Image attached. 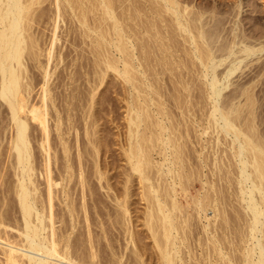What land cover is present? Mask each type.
<instances>
[{
	"label": "rangeland",
	"instance_id": "rangeland-1",
	"mask_svg": "<svg viewBox=\"0 0 264 264\" xmlns=\"http://www.w3.org/2000/svg\"><path fill=\"white\" fill-rule=\"evenodd\" d=\"M116 1H118L119 3ZM51 2L50 0L47 1L44 0L42 1V4H39V6L35 5L36 6L35 9L41 11L39 13L35 11L36 15L39 17L35 15L36 16V17L34 16L35 21L33 22V24H31V31L32 33H34V37L38 38V41L35 38L37 45L33 47V51H36L35 52L36 59L35 58L33 59V57L30 58V56L28 55H26L27 57L26 59L24 58V60H26L28 64L24 62L26 64L25 68L27 69H24L22 73L23 75L22 83L23 82L25 83V84L23 83V85H26L25 87H27V85L29 84L28 85L29 88H26L27 90H24V93L26 95L25 97L27 100L26 108L29 110L28 116L32 117V119L28 120V125L29 123L30 125L28 126L29 128H27V131L29 130L28 131L29 133H27V138L30 143L29 148L30 147L32 148V149L30 148L31 159L33 160V161L31 160V163H32V167L33 166L35 167L34 171L36 175H34V177L37 178L36 179L37 185L39 186V188L41 186L40 189H42L43 187L44 188L47 187L45 190L44 189L39 190L40 192L42 191V193H44L45 191L43 195H46L47 192L46 190L48 189V186L46 185L48 184L47 179L45 180L46 182L44 181V179L46 178L45 167L49 165L48 170L51 168L52 171L51 172L49 170L50 175L52 177L54 176V180L56 179V181H58L57 180L58 176L56 177L55 174L57 175L60 174L59 177L60 176L61 177L59 181L61 185H65L66 179L65 177H62L64 175L62 174L61 169L63 168L65 164L64 161H66L67 158L68 163L72 167V170L73 169L75 170V171L73 170L72 173L73 177H71L72 180L70 179L71 182L69 181L70 184H68L67 181V184L70 185L67 186V189H69L71 187V184L76 181L73 184L75 185L74 189L71 190L74 191V193L72 192V194L75 200L77 202L78 200H81L80 197L82 196L81 191L84 190L83 191V193L85 192L84 195L87 193L86 194L87 196L86 195L84 196V200H87L89 201V203H92L91 205L93 204L96 205V207L95 205H93L92 206L93 208L89 207L90 211L87 210V214L88 213L90 214L91 220L93 218L92 224L91 226H89L90 228L89 231L91 230L89 232V236L88 233L86 232L87 229L85 228L84 225L79 226L80 231L75 229V235L77 233L76 235L77 237L75 238V240H77V243L80 244L82 248L83 246L84 248H86L88 245L86 246L85 244H87L86 242L88 241V238H90V236L92 235L91 238L92 237L93 238L90 239L93 244L95 245L97 244L96 249H100L97 250V252L99 251L100 256L102 255L101 258L103 259V261L105 260L106 257L112 258V256L114 255L115 257L117 256L119 258V255H121L122 257H120L119 259H121V261L125 259L122 261L124 264H127L128 260H129L128 264L130 263L133 264L134 261L136 262L133 253L135 252L136 249H140L142 250L141 258H143L142 259L143 262L146 261L143 264H159L155 254L156 249H154L155 247H153L155 246V244L153 243L151 233L150 231H148L149 229L145 224L144 216L146 211V207H145L146 201L141 193L143 190L142 187L145 186L147 182L145 180L142 181L138 179L137 174L133 172L131 176V169L126 159L127 148L129 147L128 126L130 127V125L128 124L129 123L128 118L130 117L129 116L130 112H131L130 115L133 116L134 111L131 110H133L135 106H139L140 108L144 107L146 108V110L148 109L149 111H147L148 112L147 114L149 115L150 113L151 115V116H147L146 119L144 120V123L142 122L141 124L142 126L140 127V129L141 130L145 129L143 130V134L148 132L146 133V135H149L151 134V130L155 131V128L152 127L153 126L152 122H154L155 119L157 120L158 117H161L163 119V122L166 123L167 126L168 125L169 127L171 126L168 131V132L172 131L170 136L172 137L173 135L175 136L174 137L175 139L178 138L177 139L178 144L182 142L180 144L181 146L180 151L182 150L181 152L183 153L181 152L180 153L183 161L187 163L185 164V166L187 165V169L188 166L190 167V165L193 164L192 165L193 167L192 166L191 167L192 168L196 167L198 168L199 171L200 164L197 163H200L201 161L198 158L197 148L198 149L200 148L199 145L201 141L204 144V146L207 144L205 146L206 149L204 147L202 149V155L205 154L207 156V157L204 156L205 159L204 163L207 164L210 160L208 164L212 165L211 162L213 160L211 161V158L214 159V155L217 158L218 157L222 158L225 161L222 162L223 166L221 164H218V166L220 165L218 167L219 170H221L220 172L217 167H216L217 169H215V167L213 166L214 164L212 165V168L214 170L213 171L214 176L217 175V177H213V176L211 177L212 183L214 182V187H210L209 186L210 183H208L205 185V188L208 189L210 187L208 189L209 191L208 190L207 191L209 193L211 192L216 193V191H214L215 190L214 188L216 187V190L218 191V198L219 197L222 198V199L221 198L218 199L219 202L222 203L221 204L222 209L219 210V216L216 218L215 221H213L214 225L212 224L211 226L214 232L216 230L217 234L222 232L219 234V236L222 235H223L222 237L225 236L224 238H225L226 246L228 245L227 246L228 249H231L233 251L234 249L230 247L232 245L233 247L234 245L236 246L235 240L231 243H228L229 238L230 240L235 239L234 237L237 233H239L240 231H242V233L246 232V228L248 229V227H246L247 224L246 212L241 207L240 203L238 204L239 201L237 198H235L236 191H233V189L236 190L234 187L235 183L233 184L234 181L232 180L234 174L228 172L229 171L228 164L230 163L229 162L230 160L228 159L229 151L227 150H229L228 148L229 146H227L228 145L226 143L227 140L223 139L224 137H221L222 138L221 141L219 142L216 141L215 136L217 135L221 136L220 135L221 133L217 134L215 131L213 132L212 125H210L206 121L207 120L206 111H208V108L211 105L209 103L210 100L207 98L208 96L207 93L209 94L208 92L209 89L208 87H206V80L202 79L203 77L200 75L201 74L200 67L197 66L198 64L197 60L195 57L192 56L190 52L192 51L191 49H193V45L186 40L187 39L186 36L188 37V35H185V32L179 29L180 27L178 28V26H176L174 22V15L171 13V11L169 13L168 10H166L165 7L163 6L164 0H124L123 2L121 0L122 3L120 2V0H113L114 2L113 7L115 6L114 13L117 15L120 14L119 17H122L121 18L123 22L122 31L124 32L123 39L127 38L125 39L126 40L125 44L127 43V48H128L127 51L130 52L129 53L130 55L128 54L127 55L128 58L127 57L126 58L128 59V62L131 63L129 67V72L130 71L131 72L129 73V75H131L130 77L133 76L134 79L131 78L128 80V82L127 80L123 79V77L119 74V72L109 67H106L104 63L105 59L109 58L115 62L116 66L119 69L122 68L123 66L122 61L119 58L120 53L117 52V50H115V47L112 44L109 45V48L106 46L109 43H111L110 40L112 41L114 38V34L112 32L113 30L110 31L109 29L111 28V24H110L111 22L108 21L107 23V21L102 20L103 24H101L100 26L101 28L96 26V29L94 31L87 30L86 26L83 25V23H79L80 21L77 20L78 17L76 18V16L73 14V12H71L69 8L61 7L62 5H60L61 3L60 2L58 3V1L56 2L51 0ZM55 2L56 4H58L57 5L58 8L60 7L59 11L57 10V7L54 6ZM175 2L179 3L180 6L178 5V3H176L179 6L178 7L179 10L185 8V12L184 10L183 11L181 10L183 12V15L185 13L184 16L188 14V16L192 19H194L193 17L198 16L197 19L195 18L196 21L192 20L193 23L192 22H190L191 24L189 23V25L193 26L192 33L197 35L195 26L202 27V29L205 30L204 31L205 34L204 33L203 34L204 36L206 35L207 42H205L204 38H203L204 39L203 42V40L200 37H198L200 38V40L197 38L198 43L200 45L203 44V46L205 45L204 47L206 48L209 46V48L212 49V52L215 55L216 60L219 59V56L221 59L222 56L224 57L226 54L223 49L220 51V48L223 47V42L225 41L226 42L224 44L226 46L227 45L230 46L229 42H231V45L233 42L235 43L237 42L236 45H234L233 48L234 50L237 49L239 50V48L242 47V45H246V44L247 45L249 44L253 47L252 53H250L246 57L245 55L247 53L244 54V52L241 53L239 51L238 54L235 53L237 54V56L234 55L235 59L233 58V55L230 56V58L228 57L226 61H222V63H220V65L216 67L217 71L216 70L215 71L216 74L219 75L220 79L223 80L222 75H224V71H225L224 69H227L226 67L230 66L231 60L234 59L235 61V62L232 61L231 62L232 64L233 63L237 64L236 58H238V55L239 58L241 57L243 59L242 62H239L240 65L238 64V68L235 69V71L230 76H228V78L226 79L227 82H224L225 79L221 81L224 82L225 84L227 83L228 85H225V87L226 86L227 87L226 88L224 87L221 91V96H223L224 100L226 98L225 100L226 102L223 99H222L223 102L222 100H220V102L225 104V106H230V105L231 107L238 106L237 111L232 112L231 114V117L234 119V122L238 126L240 127L242 126L241 128H244L245 130L251 129L252 134L255 137L258 138L261 137V140H263L264 137V0H175ZM120 5L125 10H123V8H121ZM67 9L69 10L67 11ZM54 10H57V12ZM68 13L70 14V16ZM98 13L99 14L91 12L90 14L91 15L93 14L92 16L89 14L90 18L92 17L91 19L94 20L95 18L97 19L96 23L95 21L93 22V25H96L98 23L99 20L97 17L100 16L102 17V15H100V11ZM66 14H68V16ZM40 17L41 19H39ZM36 20L38 21L42 20V21L38 22ZM106 24H109V27ZM107 29H109V31H107ZM99 30L100 31L104 30L102 32L103 33L105 32L106 34L109 32L108 35H105L106 40L108 41L107 44L101 47H97L96 44V39H97L96 37H98ZM110 32L112 33V35ZM94 39H95V43H94ZM221 52L223 53L220 54ZM42 65L43 67L40 68L39 66ZM43 69L45 70L44 72ZM24 78H26L28 81ZM134 87H136L137 90H135ZM26 91L28 94L26 93ZM49 96H51V98ZM21 98H22V94H21ZM229 98L232 99L230 100ZM0 100H1L0 101L1 102L0 103V190H1L2 187L6 188L12 186L11 184L12 183L14 184L15 182L14 179H16V177L13 175V169L11 167L14 161V159H12L13 154L11 150H9L10 152L9 154L8 152L9 144L7 143V141L10 139V136L12 135L10 133L13 132V127H12L13 125L11 124L12 122L10 123L8 117L9 114L7 113L8 112L7 111L8 109L6 108L7 106L6 107L3 106L6 105L5 102L1 98ZM227 100L229 101L227 102ZM23 101L24 99L22 98L20 104H22ZM157 111L159 112L161 111L160 114H158ZM83 113L86 114L88 113V114L83 115ZM201 122H203V124ZM249 124H251V126ZM202 125L203 127H206L205 128L206 130L203 129ZM210 127L212 128V131ZM202 129L204 131H202ZM253 129L255 130L253 131ZM60 133H62V135H60ZM255 134L258 136H256ZM89 137L90 138L93 137V138L90 139ZM39 142L43 143V147ZM151 143L149 141H146L145 145L150 146ZM215 146H217L218 148ZM63 147L68 148V149L66 148V156L63 153L64 150ZM221 147H224L223 150ZM212 148H215V150L218 151L216 152ZM186 149L187 152L185 151ZM77 151L78 154H76ZM150 151H151L150 153L152 160L156 158L159 159V156L155 152V149H151ZM55 156L57 157V159H55L56 158ZM48 158L51 159L49 160ZM53 158L54 161H52ZM184 158H188L187 159L188 161ZM189 158H192L194 161ZM46 159L47 162L48 160L50 161V164L47 163L45 166ZM227 160L229 163L227 162ZM196 164L197 166H195ZM208 164L204 166L205 168L203 167L204 170L205 169L209 170ZM72 165L75 167H73ZM54 168L59 170L61 173L59 171H57L56 173V170ZM95 168L102 170V173L104 172L103 174H101L100 178L98 177V174H96L97 176L95 175L94 171L98 170V169L96 170ZM80 169L81 170L83 169L82 175L84 174L85 177L83 178L86 181L84 182V184L86 183V185H84L86 186V188L83 186V189H81L82 187L79 184L80 178L78 174L81 171ZM84 170H86L85 171L86 173H84ZM149 170H151L149 175L152 176V179L154 177L153 182L155 183V167L152 166L151 168L148 169V172ZM195 171L198 172L197 170ZM216 171H218L217 173L220 174L219 176L216 173ZM42 173H44L45 176ZM41 174L45 177L44 179ZM104 174L105 176L103 177ZM194 176L196 177V175H193V178ZM191 177L189 176V180H187L188 182L187 183L185 182L187 184L186 185L187 188L188 189L192 188L190 184L193 181H194L193 183H196L195 188L200 187V185H198L199 183L198 180L196 179L193 180V178ZM63 178L65 179L64 180L65 182H62ZM102 178L104 180H102ZM228 178H230V180ZM218 180L219 182H216ZM222 182L224 183L222 184ZM5 183L6 184L9 183V184L5 185ZM102 183L107 184L108 188L105 185H102ZM216 183L218 184L219 187L215 185ZM126 184L128 185L127 188H126ZM61 185H57L58 187H56L55 189L53 186L52 188L54 190L53 189L52 190L53 191L57 190V188H60ZM5 188L0 192L6 191ZM127 189L128 192L130 191L129 193L127 192ZM177 189L180 193L178 194V199L181 198L180 201L185 206L186 200H184V195H186V193L182 192V190L179 187H177ZM124 191H126L127 194H129V196H126V199L128 200L129 203L128 204L129 209L127 211L128 213L125 214L126 216L125 218L127 220L130 218L128 220V223L130 226L129 227L130 234L133 233L132 239L133 240L136 239V241L134 242L133 240H131V238H129L128 233L126 235L124 229L122 231L121 226L123 224L121 223L119 225L120 221L117 222V220H120L118 219V216H120L119 218H121V215L118 214L119 212H116L117 211L116 209L118 208L116 207L115 209L116 206L115 200L117 201V199L122 198L123 193H125ZM189 191H191L192 194H194V189H189ZM3 192L2 194L0 193L1 198H3V196L5 195V193ZM88 192L90 193V195ZM9 195L10 194L8 195L6 194L7 200L9 198ZM10 196L11 197L9 199L11 200L12 195ZM52 201H54L53 206L59 208V205L56 206V204H59L58 197L55 196L54 199L52 198ZM8 202L9 204L11 203V201L9 200ZM188 208L183 207V211L185 209L187 210V211L185 210L184 213L186 212L185 214L187 218H189V219L186 218L187 224L185 228H187L186 230L189 236L188 238H190L191 240L190 241L188 239V241L193 243L194 242L193 238L194 240L196 238L195 241H197L198 238L200 239L201 237L200 234L203 231V228H200L202 226L201 224L208 222L205 219L203 220V218L200 220L199 217H195L196 215L193 216V214L190 213L191 209L189 208L190 210H188ZM10 209H9V213L12 214V211H10ZM211 209L212 208H209V210L207 211L209 217L211 216L210 214H212ZM130 211L131 214L129 213ZM79 215L80 216L82 215L81 211L79 212ZM80 218L82 220V216ZM216 221L220 223L218 224V222ZM57 224L58 222H56V225ZM226 232L228 233V235L231 236H228ZM191 233L192 236H190ZM80 234L83 235L81 236ZM206 235L207 234H205L204 232L205 237L204 236L203 238L201 237L202 240L206 239L207 237ZM83 239L86 241H84ZM94 240H96L97 243ZM188 241L186 239V242L184 241L181 244L183 245L181 247H183L184 251H182L180 248L182 252L186 251L184 253L186 256L184 254L183 255L180 254V255L182 257L184 256L183 258L184 260H186L185 262H187V264L188 263L191 264V262L193 264L194 261L197 264H201V263L217 264L218 262L219 263L221 262V259L217 257L218 255L215 256L216 253L211 251V247H212L211 243L206 241L204 243L203 240L202 241L203 244L201 245L200 243L202 242L200 241L199 242L200 245H199L197 241L196 242L197 246L195 245V247H199V248L194 249L193 244L195 242L193 244L190 243L191 246L190 245L188 246L189 244ZM135 243L136 245H134ZM206 243L209 244L205 245ZM108 244L109 245L111 244L112 246L111 245L109 246ZM208 245H210L211 247ZM139 246L141 247L138 248ZM206 246H208V249L211 252V256L213 258L211 256L205 255L207 253L209 254V251L208 252L206 251L208 250ZM190 247H193L194 249L193 253H196L197 255L192 254V252L190 253V251L192 250ZM187 248L190 251L187 250ZM133 250L134 252L132 253ZM148 250H150L151 252ZM181 251L180 253H182ZM203 251L205 253H203L200 257V255L198 254ZM235 252L239 254V251L237 249L235 250ZM151 253H153L154 255ZM190 254H192L191 256L193 257L191 256L188 257V255ZM194 255L199 256V259L197 257H194ZM127 256H129L130 258ZM202 256L205 259L204 260L205 263H203L204 261ZM145 257H148L147 260ZM150 257H152L151 260L149 259ZM207 257L208 258L210 257L209 258L210 261L208 260ZM201 258L203 262L200 263ZM215 258L216 260H218L217 263L216 260H214ZM211 261H215V262H211ZM110 262L113 264L112 259H110Z\"/></svg>",
	"mask_w": 264,
	"mask_h": 264
},
{
	"label": "bare ground",
	"instance_id": "bare-ground-1",
	"mask_svg": "<svg viewBox=\"0 0 264 264\" xmlns=\"http://www.w3.org/2000/svg\"><path fill=\"white\" fill-rule=\"evenodd\" d=\"M42 1H44V0H0V98L6 104L3 106L4 107L7 106L6 107L8 109L7 113L9 114L8 117H9L10 123L12 122L11 124L13 125V126L11 125L13 127V132L10 133L12 135L10 136V139L8 140L9 142L7 141V143L9 144L8 145V147H9L8 152H9V150H11V152L13 154L12 159H14V161L12 160L13 163H12L11 167L13 169V175L16 177V179H14L15 180L14 184L10 183L12 186L6 187L7 189L4 187L6 191H4V192L2 191V192L5 193V195L3 194L4 195L3 198L0 197V264H112L110 262V259L113 260V264H124L122 261L125 259H123L122 261H121V259H119L120 257H122L121 255H119V258L117 256L115 257L114 255L112 256V258H107L104 255L106 258L103 261V259L101 258L102 255L100 256L99 251L97 252V250H100V249H96L97 244L95 245L91 241V239L93 238V237L91 238L92 235L90 236L91 239L88 238L89 232L91 231V230L89 231V229H90L89 226H91L93 218L91 220L90 214L89 213L87 214V210H89V207H92L95 204L91 205L92 203H89V201L84 200V196L87 194L86 193L84 195V193H85V192L83 193L84 190L83 191L80 190L82 192V196H80L81 200H78V202L75 200V198L72 194V192L74 193V191H71V190L74 189L75 185H73V184L76 181L71 184V187H73V188L70 187L69 189H67V186H70L68 184H70V182H71L70 179H71V177H73L72 173H73L74 169L72 170V167L68 163V159L66 157H64V158H66V161H64L65 164H64L63 168L61 169V172L64 175L62 177H65V179H66V182L64 181L65 180L64 178L62 181V182L66 183L65 185H61V183L59 181L60 177H61V176L59 177L60 174L57 175L54 173L56 177L58 176L57 177L58 181H56V179L54 180V176L52 177L50 175L51 168L49 167L50 171L48 170L49 165L47 167H45L46 178L44 177L45 176L44 173H42V174H44V176L41 174L43 179L45 178L44 181L47 179L48 184H49V185L46 184L45 183L46 181L44 182L48 186V189L46 190L47 191L46 195H43L45 193V191H44V193H42V191L40 192L39 190H42V189L45 190L47 187H45V188L43 187L42 189H40L41 186L39 188V186L37 185V182H36L37 178L34 177V175H36V173L34 171L35 167L34 166H33L34 168L32 167V163H31L32 159H31V154H30V151H31L30 148L31 147L29 148L30 143H29L28 138H27V133H29L28 132L29 130L27 131V128H29L28 126L30 125V123L28 125V120L32 119V117L28 116L29 110L26 108L27 100L25 97L26 95L24 93V90H27L26 88H29L28 87L29 84L27 85V87H25L26 85H23L24 82L22 83V79H23L22 73H23L24 69H27V68H25V65L28 63L26 62V60H24V58L25 59L27 58L26 55L30 56V58H32V57H33V59L35 58V52L36 51H33V47H35L37 45V42L35 40L36 37H34V33H32V31H31V24H33V22L35 21V18H34V16L36 15L35 11H37L38 13L41 12L40 10L39 11L36 10L35 7L37 5L39 6V4H42ZM53 1H56V2L58 1V3L60 2L61 3L60 5H62L61 7H63V8L64 7L69 8L71 10V12H73V14L76 16V18L78 17L77 20L80 21L79 23H83V25L86 26L87 30L94 31L96 29V26L100 27L101 24H103L102 20L107 21V23H108V21H110L112 29L111 28H109V29H110V31L113 30L112 32L114 34V38L112 41L110 40L111 43H109L106 46L109 48V45L112 44L115 47V50H117V52L120 53L119 58L122 61L123 66H122V68L119 69L116 66L115 62L109 58H106L104 63L106 65V67H109V68L119 72V74L123 77V79L127 80V82L131 78L134 79L133 76L130 77L131 75H129V73L131 72V71L129 72V67H130L131 63L128 62L127 55L130 52L127 51V49H128L127 43L125 44V42H126L125 39H127V38L123 39V37H124L123 33L124 32L122 31L123 30V28H122L123 22L121 19L122 17H119L120 14L117 15L114 13V9H115L114 7L115 6L113 7V3H114L113 0H53ZM123 1L124 0H122V2ZM50 2H51V0H50ZM56 2L54 3L55 5L54 4L53 5L55 7H57V10L59 11L60 7L58 8V6H57L58 4H56ZM116 2H118V1H116ZM120 2H121V0H120ZM176 3H178V2H175V0H164V5L163 4H160V5H163L165 7V9L168 10L169 13L171 11V13L174 15V22H175L176 26H178V28L180 27L179 29L183 30V32H185V35H188V37L186 36V38H187L186 40L190 44L193 45V49H191L192 51H190V52H191L192 56L196 58L197 63H198L197 66L200 67V71H201L200 75L203 77L202 78L203 80H206V87H208V89H209V91L207 90L209 92V94L207 93V95H208L207 98L210 100L209 103L211 105H210V107L208 106L209 107L208 111H206L207 112L206 113L207 114L206 115L207 116L206 121L210 125H212L213 132L215 131L217 134L221 133L220 134L221 136H219V135L215 136L217 142L222 140L221 137H224L223 139L227 140L226 143L228 144L227 146H229L228 147L229 150H227V151H229L228 152L229 157L228 156L227 157L230 160L229 161L230 163L227 160V162L229 163V164L227 163L228 164V170H229V171L228 170L227 171L234 174L233 175L234 177H232V180L234 181L233 184L235 183L234 187L236 189V190L233 189V191H236V193H235L236 195L235 194L234 195H235V198H237L239 201L238 204L240 203L241 207L246 212V215H247L246 227H248V229L246 228V232H243V233H242V231H240L237 234L235 233L236 234L234 237L235 239H233L231 237L233 240H230V238H229L228 243H231L235 240L236 246L234 245V247H233V245H232L230 247V248L234 249L233 250L234 252L231 249H228V247H227L228 245L226 246L225 238H224L225 236L224 237H222L223 235L219 236V234L222 232L217 234L216 230L214 232L212 229L211 225L213 224V221H215L216 218L219 216V210L222 209L221 208L222 203L219 202V200H218L221 197L218 198V191L216 190V187L214 188L215 189L214 191H216V193L215 192L214 193L208 192L209 191L208 189L210 187H214V182L212 183L211 177L212 176L217 177V175L214 176V172H213L214 170L212 168V165L214 164L213 166L215 167V169H217L220 166V165L218 166V164L222 165L223 164L222 162H225V161L222 158H219V157L217 158L214 155V159L211 158V161L213 160L211 162L212 165L208 164L210 162V160L207 163L209 165L208 166L209 170H206V169L204 170L203 167L207 165L206 163H204L205 162L204 156L205 157H207V156L205 154L202 155V149H203V147L206 149L205 146L207 144L204 146V144L201 141L200 145H199L200 148L199 149L197 148L198 151L196 150L197 154H198V158L201 161L200 163H197V164H200V169L198 171V168H196V167L192 168L193 164L190 165V167L188 166V169H187V165L185 166V164H187V163L185 161H183V159L181 158L182 157L181 153H183V152H181L182 150L180 151V147H181L180 144L182 142H180V144H178L177 143L178 138L175 139L174 138L175 136H173V135H172V137L170 136L172 131L168 132L169 128L171 126L170 127H169V125L167 126V124L163 122V119L161 117H158L157 120L156 119L154 120L155 123L152 122V124H153L152 127L155 128V131L151 130V134H149V135H146V133H148L146 131H145L146 133L144 132L145 134H143V130H145V129H143V130L140 129V127L142 126L141 124H142V122L144 123V120L146 119L147 116H151V115H150V113H149V115L147 114L148 113L147 111H149L148 109L146 110V108H144V107L140 108L139 106H135L133 108V110H131V111H134L133 116L130 115L131 114V112H130V114H129L130 117L128 118L129 119L128 124L130 125V127L128 126V128H129L128 129V131H129V137H128L129 145L128 146L129 147L127 146L128 148H127V153H126V157H127L126 159L129 163V166L131 169V176H132V172H133V173L137 174L138 179H140L142 181L145 180L147 182V184L142 187L143 190H142L141 194L146 201L145 202L146 203V205H145L146 211H145L144 217H145V224L148 227V229H149L148 231H150L153 243L155 244V246H153V245L152 246L155 247L154 249H156L155 254H156V257H157L159 264H187V262H185L186 260H184V258H183L184 256L182 257L180 254L183 255L186 252V251L182 252V251H184V249H183V247H181V246H183L181 244L184 241L186 242V239H187V241H188V239L190 240V238H188L189 236L187 234V230H186L187 228H185L186 224H187L186 223L187 216L185 214L186 212L184 213V211L186 209L183 211V207H187V208L189 207L191 209L190 213L193 214V216L196 215L195 217H199L200 220L203 218V220L205 219L208 222V223H204V224H201V223H203L205 221L201 222L200 224L203 227L199 224L201 226L200 228H203V231L205 232V234H207L206 235L207 237H206V239H203L204 241L202 240V238L204 236V232L202 231L201 234H203V235L200 234V236L202 238L200 236H198V237H200L201 240L198 238L197 241H198V244L200 241L201 242L203 241L204 243H205V241L211 243L212 247L210 245H208V246L211 247V251L216 253L215 256L218 255L217 257H219V259H221V262L220 263L218 262L219 264H264V142H263L264 137H263V140H261V137L258 138L252 134L251 129L245 130L244 128H241L242 126L240 127L234 122V119L231 117V114H232V112L237 111L238 106H236V107H234V106L231 107V105L225 106V104L220 102V100L223 99V96H221V91L225 87V85H228L227 83L225 84L224 82H227L226 79L228 78V76H230L235 71V69L238 68V64L240 65L239 62H242V60H243L241 57H240L241 58L240 59L239 55H238L239 59L236 58L237 64L233 63L234 64L233 65L231 62L234 61V59H235L234 55L237 56L238 51H239L241 53L244 52V54L247 53L245 55V57H246L247 55L252 53L253 47L249 44H248L249 46L246 44V45H242V47H240L239 50L238 49L234 50L233 49L234 45H236L237 42L236 43L233 42L232 45H231V42H229L230 46H228V45L226 46L224 44L226 42L225 41V42H223V47L222 46H219V47H222V48H220V51L223 49L226 54L224 57L222 56L221 59L219 56V59L217 58L218 60H216L215 55L213 54L212 49H210L209 46L206 48V47H204L205 45L203 46L202 43H201L202 45H200L198 43V40H197L198 37H200L203 40V42H204V39H205V42H207V37H206V35L204 36L205 30H203L202 27L195 26L197 35L192 33L193 26L189 25V23L192 22V20L196 21L195 18L197 19L198 16L193 17L194 19L190 18L188 16V14H186V16H184L185 13L183 15L182 11L184 10V12H185V8L181 9L182 11L179 10L178 7L180 5L178 3V5H179L178 6ZM115 5H116V3H115ZM55 7H54V9H55ZM120 7H121V5H120ZM121 8H123V7H121ZM126 8H127V6H126ZM69 9H67V11ZM57 10H54V11L57 12ZM96 10H97V12H96ZM123 10H125V9L123 8ZM99 11H100V15H102V17L101 16L97 17L99 21L96 25H93V22L95 21V23H96L97 19L96 18H95V20L91 19L92 17L90 18L89 14L91 12L99 14L98 13ZM46 14H47V12H46ZM68 14H66V15L68 16ZM61 15H62V13H61ZM61 15H59V16H61ZM69 16H70V14H69ZM37 17H39V16H37ZM39 19H41V17ZM123 19H124V17H123ZM36 21H38V20H36ZM40 21H42V20H39L38 22H40ZM106 25H108V27H109V24H106ZM190 26H192V27H190ZM109 29H107V31H109ZM102 31H104V30H101V31L99 30L98 37H96L97 38L96 39L97 47H101V46L107 44V42H108L106 40L105 35H108L109 32L107 34L104 32L105 33L104 34ZM88 35H89V32H88ZM111 35H112V33H111ZM200 38H198V39L200 40ZM36 39L38 41V38H36ZM202 40H201V42H202ZM94 43H95V39H94ZM227 44H228V42H227ZM222 53L223 52H221L220 54H222ZM235 53H237V54H235ZM232 55H233L234 59L232 58L233 60H231V62L229 61L230 66L228 65L229 67H226L227 69H224L225 70L224 75H222V76H223V80L224 79L225 80H224V82H221L223 80L220 79L219 75L216 74V71H217L216 67L218 65H220V63H222V61H226L227 58L228 57L230 58V56H232ZM117 61H118V59H117ZM24 62H26V64ZM31 64H32V62H31ZM39 67L41 68V67H43V65L39 66ZM44 71L45 70L43 69V72ZM200 71H199V73H200ZM24 79H26V78H24ZM23 81H25V80H23ZM130 82H131V80H130ZM134 89L137 90L136 87H134ZM236 90H237V88H236ZM26 93H27V91H26ZM21 94H22V98L24 99L22 104H20V101L22 100ZM226 96H228V95H226ZM49 97L51 98V96H49ZM229 99L231 100L232 98H229ZM223 100H222V102H223ZM225 100H226V98H225ZM228 101L229 100H227V102ZM231 103H232V101H231ZM86 110H88V109H86ZM160 112L157 111L158 114H160ZM162 112H163V110H162ZM84 114H86V113H83V115ZM83 115H82V117H83ZM164 115H165V113H164ZM57 122H58V120H57ZM201 123L203 124V122H201ZM249 125L251 126V124H249ZM31 126H33V125H31ZM202 127H203V125H202ZM205 128L206 127H203V129H205ZM254 128H255V126H254ZM94 129H95V127H94ZM203 129H202V131H204ZM254 130L255 129H253V131ZM211 131H212V128H211ZM7 133H8V131H7ZM65 134H66V132H65ZM60 135H62V133H60ZM28 136H30V135H28ZM41 136H42V134H41ZM256 136H258V135H256ZM56 138H58V137H56ZM91 138H93V137H91ZM59 139H61V138H59ZM85 141H87V140H85ZM146 141H149L150 143L152 142L151 145L149 144L150 146H146L145 145ZM30 142H31V140H30ZM153 142H154V144H153ZM65 143H66V140H65ZM87 143H90V142H87ZM40 144L43 147V143H40ZM192 145H194V144H192ZM215 145H217V144H215ZM5 146H7V145H5ZM224 146H225V144H224ZM182 147H184V146H182ZM215 147H217V146H215ZM63 148H64L63 153L66 156V148L65 147H63ZM82 148H81V150H82ZM221 148L223 150L224 147H221ZM151 149H155V152L159 156V159L158 158H156L157 160L151 159L152 158L151 153H150ZM187 149L185 150L186 152H187ZM212 149L215 150V148H212ZM86 152H87V150H86ZM9 154H10V152H9ZM54 154H55V152H54ZM76 154H78V151ZM87 155H88V153H87ZM155 156H156V154H155ZM49 157H51V156H49ZM188 157H189V155H188ZM45 158H47V157H45ZM55 159H57V157ZM184 159L187 160L188 158H184ZM189 159L193 160L192 158H189ZM49 160H48V162H47V159L45 160V166L47 163L50 164ZM74 160H75V158H74ZM79 160H81V159H79ZM52 161H54V158ZM86 162H87V160H86ZM98 162H97V164H98ZM60 163H61V161H60ZM197 164L195 166H197ZM94 166H95V163H94ZM152 166L155 167V183L153 182L154 177L152 179V176L149 175L151 170H149V172H148V169L151 168ZM73 167H75V166H73ZM225 167H227V166H225ZM55 168H56V166H55ZM87 169H88V167H87ZM95 169L97 170L98 168H95ZM194 169L197 170L198 172H196ZM55 170H56V173H57V171H59L57 169H55ZM82 170L78 174L79 178H80L79 179L80 183L78 182L79 180L77 181L81 185L82 188L79 187L81 189H83V186L86 185V183L84 184V182H86V181L83 178L85 176H84V174L82 175V173H83ZM99 170L100 169H98L97 171H94V172H95V175L98 174V177L100 178L101 174H103L104 172L102 173V170H100L101 172ZM218 170H219V168H218ZM85 171L86 170H84V173H86ZM205 171H207V172H205ZM220 171L221 170H219V172ZM129 172H130V170H129ZM217 172L218 171H216V173ZM126 173H128V172H126ZM217 174H218V176L220 175L219 173H217ZM39 175H40V173H39ZM193 175H196V177L194 176V178H193ZM104 176H105V174L103 175V177ZM189 176L190 177L192 176L191 178H193V180H195V179L198 180V182H199L198 185H200V187L195 188L196 183H193L194 181L191 182L190 185L192 186V188H189V189H194V194H192V192L189 191V189L186 186L187 185L186 183L188 182L187 180H189ZM99 178H98V181H99ZM128 178H130V177H128ZM230 178H228V179L230 180ZM102 180H104V179L102 178ZM67 181H68V184H67ZM73 181H74V179H73ZM106 181H108V180H106ZM126 181H128V180H126ZM129 181H131V180H129ZM216 182H219V180ZM208 183H210V185H209L210 187L208 189H206L205 185ZM223 183L224 182H222V184ZM8 184L5 183V185H8ZM127 184H128V182H127ZM127 184H126V188L128 187ZM57 185H61V187L59 186L60 188H57V190L53 191L56 187H58ZM102 185H105L107 187V184H105V183H102ZM215 185L218 186L217 183ZM53 186H54V189L52 188ZM84 187L86 188V186H84ZM177 187H179L182 190V192L186 193V195H184V200H186L185 206L180 201L181 198L178 199V194H180V193H179ZM2 188H1V190L4 189V188L3 189ZM2 192H0V193L2 194ZM124 192L125 193H123L122 198L117 199V201L115 200V203H116L115 209H116V207L118 208V209H116L117 210L116 212H119L118 214L121 215V218H119L120 216H118V219H120V220H117V222L120 221L119 225L121 223L123 224L121 226L122 231L124 229L126 232V235L128 233L129 238H131V240H133L132 239L133 233L130 234V228H129L130 226L128 223V220L130 218L128 220L125 218L126 217L125 214L128 213L127 211L129 209L128 208L129 203H128V200L126 199V196H129V194H127L128 189H127V192L126 191H124ZM6 194L12 195L11 200L9 199L11 197L10 195L8 198V200L11 201L10 204L6 198ZM89 195H90V193H89ZM55 196L58 197L59 204H56V203L55 204H56V206L59 205V208L53 206L54 201H52V198L54 199ZM185 196H186V198H185ZM76 197H78V196H76ZM237 199H236V201H237ZM55 200H56V198H55ZM113 202H114V200H113ZM8 206H9V209L11 208L10 211H12V214L9 213ZM95 207H96V205H95ZM189 208H188V210H190ZM209 208H212L211 209L212 214H210L211 215L210 217L207 214V211L209 210ZM80 211L82 212V215H81L82 220L80 218L81 216L79 215ZM91 213H92V211H91ZM129 213L131 214V211ZM188 217H189V215H188ZM187 219H189V218H187ZM56 222H58L57 225H56ZM216 222H218V221H216ZM219 223L220 222H218V224ZM81 225L85 226V228L87 229L86 232L88 233V236H87L88 241L86 242L87 244H85L86 246L87 245L88 246L86 248H84V246L82 248L80 246V244L77 243V240H75V238L77 237L76 236L77 233L75 235V229L79 230V226H81ZM95 226H97V225H95ZM188 226H189V224H188ZM222 227H224V226H222ZM190 228H191V226H190ZM133 229H134V226H133ZM118 230H120V229H118ZM226 234L228 235L227 232H226ZM80 235L82 236L83 234H80ZM136 235H137V233H136ZM190 236H192V233ZM193 236H194V234H193ZM228 236H231V235H228ZM233 236H234V234H233ZM77 239H79V238H77ZM195 240H196V238H195ZM195 240L193 238V241L195 243L193 241L192 242L194 244L188 241V243H189L188 246L191 243L194 245V246L192 245L194 247V249L195 248L198 249L199 247H195L196 242H197ZM84 241H86V240H84ZM94 241L96 242V240H94ZM134 241H136V239H134L133 242ZM203 242L200 244L202 245ZM209 243H206L205 245H207ZM134 245H136V243ZM132 246H133V244H132ZM208 246H206L207 249H208ZM105 247H106V245H105ZM140 247L141 246H139L138 248H140ZM193 247H190L192 249L191 251L188 248H187V250H189L190 253L192 252V254L197 255L196 253H193V250H194ZM109 248H112V247H109ZM180 248L182 251L180 250ZM236 249L239 251V254L235 252ZM202 250H203V248H202ZM148 251H150V250H148ZM180 251L182 253H180ZM206 251L208 252L209 249ZM133 252H134V250L132 251V253ZM141 252H142V250H140V249L135 250V252L133 254L135 257L134 259H136V262L134 261L133 264L134 263L135 264H143L146 262V261L143 262V260H142L143 258H141L142 257ZM231 252H233V253H231ZM122 253H124V252H122ZM200 253L198 255H200V257H201V255L205 252L203 251ZM101 254H103V253H101ZM151 254H153V253H151ZM192 254L188 255V257L191 256ZM195 255H194V257H197L199 259V256H195ZM205 255L211 256V252L209 251V254L207 253ZM127 257H129V256H127ZM148 257H145L146 260ZM191 257H193V256H191ZM204 257H203V261L205 260ZM151 258L152 257H150L149 259L151 260ZM197 258H196V260H197ZM209 258H208V260H209ZM214 260H216V258ZM203 261L201 258L200 263ZM217 261L218 260H216V263H217ZM128 262H129V260H128ZM128 262H127V264H128ZM211 262H215V261H211ZM153 263H154V260H153ZM195 263L196 262L194 261L193 264H195ZM203 263H205V261ZM191 264H192V262H191Z\"/></svg>",
	"mask_w": 264,
	"mask_h": 264
}]
</instances>
